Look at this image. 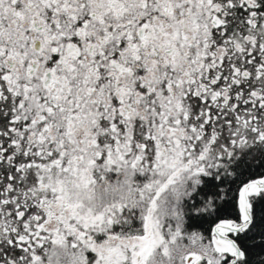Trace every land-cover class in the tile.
<instances>
[{
    "label": "snow or ice",
    "instance_id": "6c2138e0",
    "mask_svg": "<svg viewBox=\"0 0 264 264\" xmlns=\"http://www.w3.org/2000/svg\"><path fill=\"white\" fill-rule=\"evenodd\" d=\"M0 264H264V0H0Z\"/></svg>",
    "mask_w": 264,
    "mask_h": 264
}]
</instances>
